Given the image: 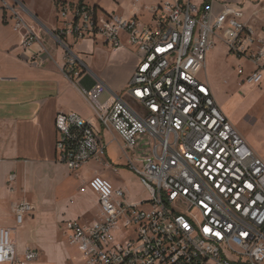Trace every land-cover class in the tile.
Instances as JSON below:
<instances>
[{"label":"built area","instance_id":"built-area-1","mask_svg":"<svg viewBox=\"0 0 264 264\" xmlns=\"http://www.w3.org/2000/svg\"><path fill=\"white\" fill-rule=\"evenodd\" d=\"M56 5L64 23L54 35L66 50L67 77L79 75L83 65L69 36L100 37L115 50L126 47V36L139 57L126 88L131 101L117 96L98 118L122 139L128 166L151 198L129 203L127 191L96 174L89 185L99 196L100 215L63 226L84 264H264V158L218 104L206 69L219 39L230 54L253 64L244 81L264 84V7L247 16L228 1L158 0L126 15L85 1ZM10 9L31 47L39 37ZM258 20L263 23L256 26ZM55 127L58 160L71 171L105 159L102 135L78 113L58 112ZM140 138L150 147L137 158ZM12 209L18 225L35 212L25 198ZM121 222L134 234L113 242ZM13 233L0 226V264H32L39 251H21Z\"/></svg>","mask_w":264,"mask_h":264},{"label":"crops","instance_id":"crops-1","mask_svg":"<svg viewBox=\"0 0 264 264\" xmlns=\"http://www.w3.org/2000/svg\"><path fill=\"white\" fill-rule=\"evenodd\" d=\"M13 2L11 6L37 34L39 41L31 47L24 45L25 27L17 28L13 11L6 10L5 0H0V179L6 172L4 180L10 179L12 183L18 176L15 171H19L29 183V175L35 174L36 180L41 181L47 179L43 177L48 176L47 170L69 169L58 160L56 150L55 118L60 111L75 112L88 120L102 135L107 147L110 142L122 147L123 141L116 132L104 129L98 112L111 107L117 96L131 101L126 88L139 57L126 36V47L119 50L100 37L77 40L69 36L68 44L83 62L82 72L69 78L64 72L65 47L54 35L63 27L57 1L54 18L35 6L26 5L23 0ZM262 23L258 20L255 25ZM115 170L120 171L119 167ZM20 199L23 198L11 201L10 213L14 214L13 204ZM97 200L100 207L98 195ZM1 219L0 216V226L10 227Z\"/></svg>","mask_w":264,"mask_h":264},{"label":"rangeland","instance_id":"rangeland-1","mask_svg":"<svg viewBox=\"0 0 264 264\" xmlns=\"http://www.w3.org/2000/svg\"><path fill=\"white\" fill-rule=\"evenodd\" d=\"M26 5L35 6L43 14L54 18L55 0H23ZM68 3L85 1L90 6L98 5L109 13L129 15L135 7L153 4L158 0H143L134 6L133 0H64ZM121 5H118L117 2ZM244 10L249 16L254 10L264 7V0H227ZM13 0H5L4 8L13 7ZM218 9V7H216ZM64 19L62 12H59ZM144 16V18H148ZM62 22L64 20H61ZM64 23V22H63ZM253 64L245 58L229 53L219 39L208 51L206 69L216 100L224 113L245 136L250 146L264 158V84L244 81ZM204 72L201 77L204 78ZM110 137L106 140L109 142ZM150 140L140 138L136 157L148 154ZM117 165V166H116ZM115 167H119L116 172ZM10 183L0 179V216L2 221L13 228V237L18 248L24 251L31 246L40 256L32 264H84V256L76 245L69 242L64 233L65 221L78 220L82 223L94 221L100 215L97 193L89 185L98 173L108 179L114 188L127 191L129 203H141L151 198L142 184L139 175L128 166V159L118 143L110 142L104 160H92L78 171L59 169L47 170L46 180H36L37 175H20ZM14 189V191H13ZM26 198L35 206V216L26 217L22 225L16 223V216L10 213V203L16 198ZM9 208V209H8ZM121 229L113 232V242H125L134 234V229Z\"/></svg>","mask_w":264,"mask_h":264},{"label":"trees","instance_id":"trees-1","mask_svg":"<svg viewBox=\"0 0 264 264\" xmlns=\"http://www.w3.org/2000/svg\"><path fill=\"white\" fill-rule=\"evenodd\" d=\"M56 1H58V0H56Z\"/></svg>","mask_w":264,"mask_h":264}]
</instances>
